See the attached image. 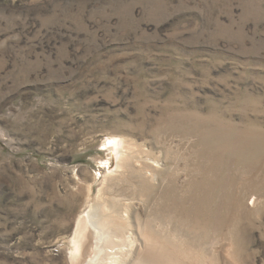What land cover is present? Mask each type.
<instances>
[{
	"label": "rangeland",
	"instance_id": "374dc122",
	"mask_svg": "<svg viewBox=\"0 0 264 264\" xmlns=\"http://www.w3.org/2000/svg\"><path fill=\"white\" fill-rule=\"evenodd\" d=\"M96 203L145 264H264V0H0V264Z\"/></svg>",
	"mask_w": 264,
	"mask_h": 264
},
{
	"label": "bare ground",
	"instance_id": "6f19581e",
	"mask_svg": "<svg viewBox=\"0 0 264 264\" xmlns=\"http://www.w3.org/2000/svg\"><path fill=\"white\" fill-rule=\"evenodd\" d=\"M112 139L109 141L118 156L133 158L136 154L133 145H128L125 139L119 137ZM150 173L156 177L154 170H150ZM97 204H86L79 213L68 249L71 264H128L131 259L135 260L133 264H145L135 252L137 248V252L146 250L141 249L146 244L144 236L139 237L130 229L121 227L123 216L118 215L115 204L112 207Z\"/></svg>",
	"mask_w": 264,
	"mask_h": 264
}]
</instances>
